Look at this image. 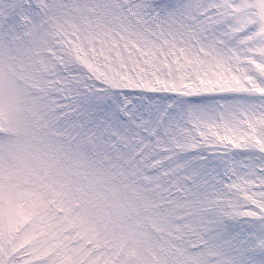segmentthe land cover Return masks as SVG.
Returning a JSON list of instances; mask_svg holds the SVG:
<instances>
[{"label": "snow or ice", "instance_id": "1", "mask_svg": "<svg viewBox=\"0 0 264 264\" xmlns=\"http://www.w3.org/2000/svg\"><path fill=\"white\" fill-rule=\"evenodd\" d=\"M0 264H264V0H0Z\"/></svg>", "mask_w": 264, "mask_h": 264}]
</instances>
